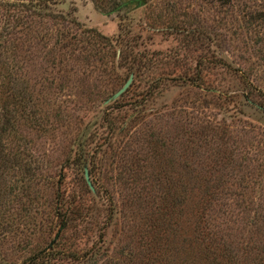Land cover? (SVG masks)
Listing matches in <instances>:
<instances>
[{"label": "rangeland", "instance_id": "obj_1", "mask_svg": "<svg viewBox=\"0 0 264 264\" xmlns=\"http://www.w3.org/2000/svg\"><path fill=\"white\" fill-rule=\"evenodd\" d=\"M252 4L247 20L215 0L0 10V27L21 14L35 30L12 36L28 58L0 53V94L4 78L23 89L22 140L2 144L29 156L39 189L24 213L1 201L15 224L0 233V264H216L210 244L247 264L240 252L264 229V0Z\"/></svg>", "mask_w": 264, "mask_h": 264}, {"label": "trees", "instance_id": "obj_2", "mask_svg": "<svg viewBox=\"0 0 264 264\" xmlns=\"http://www.w3.org/2000/svg\"><path fill=\"white\" fill-rule=\"evenodd\" d=\"M46 0H0V10H2L4 13L7 11H15L17 13H29V18L31 15H33V12L30 11V9L33 6H41ZM215 3L218 4L220 8L226 7L227 10H235L236 12H241L243 14V19L251 18V10L250 8L253 7L252 0H215ZM237 6V7H236ZM41 8H37V10H42ZM34 16L39 18V22L43 21V19L49 17L44 16V14L41 15V13H35ZM261 18L260 16L253 17L252 19L259 20ZM28 19L27 15L21 16H14V21L12 26H8V23L3 24L0 27V53L2 52V55L5 53H9L10 55H13L16 58V53L21 54V56L24 57V59L29 57L28 50L30 44L25 41L23 43H20L18 45L13 44L14 40L12 36L15 32V27H19L20 29H25L26 34L29 35L34 30L33 25H29V22L32 23V21H27ZM54 21L57 22L56 17H53ZM51 20V19H50ZM18 22L19 25H15V22ZM251 19L247 21V25L250 24ZM24 26V27H23ZM23 27V28H21ZM21 31V30H20ZM19 32V30H18ZM18 51V52H17ZM5 81L4 84V90L0 94V175L2 172L5 171H12L16 170L17 172H20V176L16 177V179L11 182L10 184H4L0 183V233L3 229H9L11 228L15 223L11 222L8 226L4 222L3 214L8 208L7 206H4V203H2V200L9 199V202H13L15 204L18 212H26L27 206H30L33 204L35 197L37 196L39 189L36 188V190H33V185L38 183V179H36L34 174V168L30 165L29 156H23L6 152V147L2 144V141H14V142H20L22 139L19 136V129L18 126L20 125V121L23 119L21 116V107H27V104L24 102V96H23V89H17L16 92L14 91L12 87V80H8L4 78ZM259 105V104H258ZM259 107L264 108V105L262 104ZM20 108L21 111L18 110ZM25 109V108H24ZM40 111H31V115H27L26 119H29L30 117L39 116ZM34 127V125H32ZM109 130H112L113 128L109 126ZM19 144V143H14ZM136 155V152H133L131 155L134 157ZM136 159V158H135ZM152 175L149 177L151 178ZM145 180V179H144ZM143 180V181H144ZM142 181V180H141ZM207 182H211V180H208ZM40 183V179H39ZM39 185H37L38 187ZM209 190L204 189V195L211 196V193L209 194ZM142 193V192H141ZM140 193V194H141ZM145 193V192H144ZM4 197V199H2ZM262 210V209H259ZM259 220V217L254 218V224L256 225L257 221ZM260 222L262 224H259L261 226V229L264 227V216L260 217ZM57 224V223H56ZM59 227L61 229H64L66 227V222L61 221V224H59ZM257 231L255 232L254 238H252L242 249L240 252V257L243 260V262L247 264H264V229L260 230L256 226ZM203 236L201 234V230L199 227L193 228V239L195 244L200 245L203 241ZM216 241V240H215ZM53 243H51L52 245ZM222 245L218 244H210L209 248L214 249L213 250V256L216 260V264H237L238 263V253L232 251L231 249H222ZM49 249V248H48ZM72 255L65 254V256H61V259L69 258ZM45 256H42V262L40 264H48V258L44 260ZM33 262L31 259L28 263ZM26 264V263H25ZM33 264V263H31Z\"/></svg>", "mask_w": 264, "mask_h": 264}, {"label": "water", "instance_id": "obj_3", "mask_svg": "<svg viewBox=\"0 0 264 264\" xmlns=\"http://www.w3.org/2000/svg\"><path fill=\"white\" fill-rule=\"evenodd\" d=\"M131 76L128 77V79L125 81V83L122 85V87L120 89H118L113 95H111V97H109L105 103L111 101V100H114L116 98H118L126 89L127 87L129 86L130 82H131ZM83 178H84V181L88 187V189L93 192V188H92V185L89 181V177H88V173H87V169L84 167L83 169Z\"/></svg>", "mask_w": 264, "mask_h": 264}]
</instances>
